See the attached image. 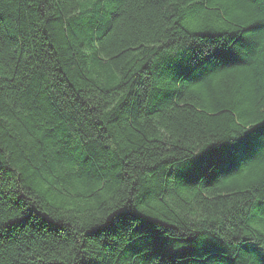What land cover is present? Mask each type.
Wrapping results in <instances>:
<instances>
[{
	"label": "trees",
	"instance_id": "16d2710c",
	"mask_svg": "<svg viewBox=\"0 0 264 264\" xmlns=\"http://www.w3.org/2000/svg\"><path fill=\"white\" fill-rule=\"evenodd\" d=\"M0 264H264V0H0Z\"/></svg>",
	"mask_w": 264,
	"mask_h": 264
}]
</instances>
